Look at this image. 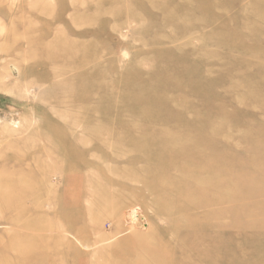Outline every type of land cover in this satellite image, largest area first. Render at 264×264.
I'll list each match as a JSON object with an SVG mask.
<instances>
[{
  "label": "rangeland",
  "instance_id": "1",
  "mask_svg": "<svg viewBox=\"0 0 264 264\" xmlns=\"http://www.w3.org/2000/svg\"><path fill=\"white\" fill-rule=\"evenodd\" d=\"M0 264H264V0H0Z\"/></svg>",
  "mask_w": 264,
  "mask_h": 264
},
{
  "label": "bare ground",
  "instance_id": "2",
  "mask_svg": "<svg viewBox=\"0 0 264 264\" xmlns=\"http://www.w3.org/2000/svg\"><path fill=\"white\" fill-rule=\"evenodd\" d=\"M15 35V34H14ZM18 54V53H17ZM24 61V60H23ZM27 64V63H26ZM55 118V117H54ZM61 119V118H60ZM84 136V135H83ZM12 159V158H11ZM17 159V158H16ZM46 160V159H45ZM11 174V173H10ZM56 178V177H55ZM59 183V182H58ZM58 187V186H57ZM49 188H51L50 186H49ZM53 189V188H52ZM58 190V189H57ZM48 193V192H47ZM54 193V192H53ZM54 197V196H53ZM59 198V197H58ZM49 199V198H48ZM51 200V199H50ZM46 201V200H45ZM58 201H59V199H58ZM60 203V202H59ZM49 204V203H48ZM51 204V203H50ZM52 205V204H51ZM43 206V205H42ZM138 213V212H137ZM138 217H140V216H138ZM138 217H136V214H134V216H133V218H134V221H133V223L135 222V221H139L140 219L138 218ZM138 218V219H137ZM136 222V223H137ZM140 222L142 223V220H140ZM140 224V223H139ZM146 228V227H145ZM241 257V256H240Z\"/></svg>",
  "mask_w": 264,
  "mask_h": 264
}]
</instances>
